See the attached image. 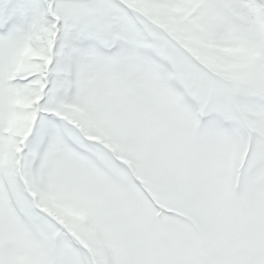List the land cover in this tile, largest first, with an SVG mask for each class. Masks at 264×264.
Returning <instances> with one entry per match:
<instances>
[{"label": "snow or ice", "instance_id": "snow-or-ice-1", "mask_svg": "<svg viewBox=\"0 0 264 264\" xmlns=\"http://www.w3.org/2000/svg\"><path fill=\"white\" fill-rule=\"evenodd\" d=\"M0 264H264V0H0Z\"/></svg>", "mask_w": 264, "mask_h": 264}]
</instances>
